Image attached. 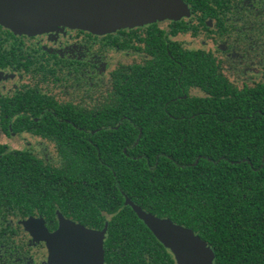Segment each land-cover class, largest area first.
I'll list each match as a JSON object with an SVG mask.
<instances>
[{"label": "flooded vegetation", "instance_id": "af4514ba", "mask_svg": "<svg viewBox=\"0 0 264 264\" xmlns=\"http://www.w3.org/2000/svg\"><path fill=\"white\" fill-rule=\"evenodd\" d=\"M255 1L183 0L188 16L105 35L62 27L18 35L0 25V264H53L45 239L62 221L102 234L103 264H177L126 202L196 231L145 207V175L125 191L108 166L113 193L91 192L86 143L97 151L96 134L123 131L127 122L137 136L121 152L145 160L128 152L143 135L133 120L161 117L149 104H163L173 120L217 118L214 103L257 95L264 61L245 20ZM101 118L118 122L83 126Z\"/></svg>", "mask_w": 264, "mask_h": 264}, {"label": "trees", "instance_id": "16d2710c", "mask_svg": "<svg viewBox=\"0 0 264 264\" xmlns=\"http://www.w3.org/2000/svg\"><path fill=\"white\" fill-rule=\"evenodd\" d=\"M245 20L252 23V37L258 33L257 46L264 61V0L252 4ZM255 93L214 103L209 111L217 118L202 114L173 120L164 116L163 104H149L147 111L161 117L133 120L143 135L128 152L135 157L143 155L145 160L131 161L122 154V147L131 145L137 136L124 122L123 131L95 135L97 151L86 143L85 183L91 192L105 195L113 193L108 166L115 170L125 191L130 184L139 185L136 177L145 175V199L153 202L145 207L166 210L162 216L194 229L209 244L214 264H264V85ZM176 108L170 104L167 110L175 115ZM117 122L86 119L83 126L93 129ZM113 135L119 140L110 138ZM198 157L197 164L191 166ZM113 160H117V168ZM189 216L194 217V223Z\"/></svg>", "mask_w": 264, "mask_h": 264}, {"label": "water", "instance_id": "95a60500", "mask_svg": "<svg viewBox=\"0 0 264 264\" xmlns=\"http://www.w3.org/2000/svg\"><path fill=\"white\" fill-rule=\"evenodd\" d=\"M188 15L183 0H0V25L18 35H37L60 27L105 35L155 22L176 21ZM158 159L159 156L156 164ZM126 204L177 264L214 263L210 246L193 231L144 214L130 202ZM45 240L53 264H103L102 234L62 221L58 231Z\"/></svg>", "mask_w": 264, "mask_h": 264}]
</instances>
